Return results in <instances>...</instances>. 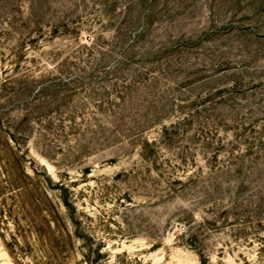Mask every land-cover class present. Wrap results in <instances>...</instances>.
I'll return each mask as SVG.
<instances>
[{"label": "rangeland", "instance_id": "obj_1", "mask_svg": "<svg viewBox=\"0 0 264 264\" xmlns=\"http://www.w3.org/2000/svg\"><path fill=\"white\" fill-rule=\"evenodd\" d=\"M0 264H264V0H0Z\"/></svg>", "mask_w": 264, "mask_h": 264}, {"label": "trees", "instance_id": "obj_2", "mask_svg": "<svg viewBox=\"0 0 264 264\" xmlns=\"http://www.w3.org/2000/svg\"><path fill=\"white\" fill-rule=\"evenodd\" d=\"M23 175L25 176V177H29L24 171H23ZM57 186H60V189H63V190H65V191H67V189H65L64 187H61V186H63V185H59V184H56ZM66 193V192H65ZM65 193H63V194H61L60 193V196H61V198H62V201L65 203V205L67 206L69 203H68V195L67 194H65Z\"/></svg>", "mask_w": 264, "mask_h": 264}]
</instances>
